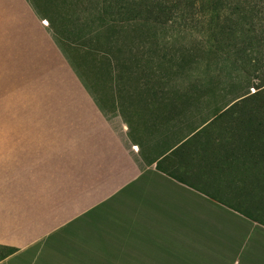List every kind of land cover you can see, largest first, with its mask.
I'll return each instance as SVG.
<instances>
[{"label": "crops", "instance_id": "0c3cea01", "mask_svg": "<svg viewBox=\"0 0 264 264\" xmlns=\"http://www.w3.org/2000/svg\"><path fill=\"white\" fill-rule=\"evenodd\" d=\"M75 1L0 0V264H264V138L93 70Z\"/></svg>", "mask_w": 264, "mask_h": 264}, {"label": "rangeland", "instance_id": "374dc122", "mask_svg": "<svg viewBox=\"0 0 264 264\" xmlns=\"http://www.w3.org/2000/svg\"><path fill=\"white\" fill-rule=\"evenodd\" d=\"M74 7L81 33L100 32L94 44L103 62L91 68H111L122 85L198 93L188 97L215 110L237 102L219 119V137L249 134L254 109L264 118V0H76Z\"/></svg>", "mask_w": 264, "mask_h": 264}, {"label": "trees", "instance_id": "16d2710c", "mask_svg": "<svg viewBox=\"0 0 264 264\" xmlns=\"http://www.w3.org/2000/svg\"><path fill=\"white\" fill-rule=\"evenodd\" d=\"M163 48H166V46L163 47ZM181 50L182 49H179L178 48V49H176L173 52V54L175 53L178 56V54H180V51ZM262 94H264V91H263V93L261 92V94H259V96H262ZM242 99H244V98H242ZM236 103L237 102L232 103L230 106H228L227 108H225L222 112H220L216 117H218L221 120V118L223 116H225L226 114L232 112V107ZM256 111H258V109H254L252 111V117L249 118L248 125H246V126H248L249 134L247 132L245 135L242 136V138H247V137H249V138H264V118L262 116H260V115L255 116L254 113ZM249 123H250V125H249ZM11 251H12V249H9L8 250V252H11Z\"/></svg>", "mask_w": 264, "mask_h": 264}, {"label": "bare ground", "instance_id": "6f19581e", "mask_svg": "<svg viewBox=\"0 0 264 264\" xmlns=\"http://www.w3.org/2000/svg\"><path fill=\"white\" fill-rule=\"evenodd\" d=\"M247 222V221H246ZM216 241V240H215ZM203 242V241H202ZM210 242V241H209ZM217 243V242H216ZM212 245V244H211ZM219 245V244H218Z\"/></svg>", "mask_w": 264, "mask_h": 264}]
</instances>
